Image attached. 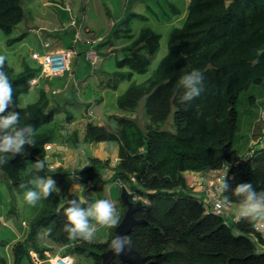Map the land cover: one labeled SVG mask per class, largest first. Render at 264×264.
Wrapping results in <instances>:
<instances>
[{
    "label": "trees",
    "instance_id": "1",
    "mask_svg": "<svg viewBox=\"0 0 264 264\" xmlns=\"http://www.w3.org/2000/svg\"><path fill=\"white\" fill-rule=\"evenodd\" d=\"M130 16L145 19L141 14ZM23 17L21 0H0V29L4 34L9 35ZM125 29L123 37L131 39L128 28ZM160 37L150 27H143L135 39L121 48V58L115 59V66L127 68V72L114 71L112 76L117 78L111 87L134 73L147 72L151 57L159 49ZM104 44L96 48L99 50ZM40 69L26 65L13 74L7 61L4 66L13 84V104L20 112V122L31 124L36 139L34 147L25 146L26 155H16L0 167V176L17 193H24L19 185L31 178L30 164L45 161V145L53 140L51 129L39 132L56 114L55 107L49 106L45 90L40 89L35 102L18 105L19 95L29 91L30 80ZM192 69L203 73L202 92L184 105L179 103L184 91L179 79ZM251 85L264 86V0H232L228 4L225 0H189L184 23L170 30L167 53L153 75L142 83H132L116 98V106L122 112H133L144 99L143 110L149 122L141 127L136 119L125 115H114V123L103 125L96 119H87L80 134L68 137L74 142L79 139L118 144L114 166L109 165V159L91 157L88 167L80 171L85 176L82 182L94 180L83 191V200L94 202L90 191L105 181L98 171L106 167L112 170L110 182L129 184L130 199L134 193L142 195L147 201L134 216L145 222L135 225L128 235L132 248L142 256H151V264H264V250H258V246H264V240L249 237L255 220L235 218L229 224L223 215L204 214L199 201L181 191L186 187L184 171L216 169L225 163L230 165L228 183L232 188L250 182L257 191L264 190V147L249 148L250 154L245 158L232 155L238 129V100ZM245 102L254 105V95H247ZM170 116L174 131L161 129L160 124ZM40 175L53 177L47 166ZM227 195L232 204H239L235 196ZM61 197L64 195L53 193L40 200L38 211L28 222L25 238L11 245L12 264H35L31 251L45 259L46 251L55 254L60 247L62 254L75 260L89 258L91 264H101V253L108 249L111 236L102 243L69 239L63 231L66 217ZM66 198L81 199L72 194ZM124 211L122 203L121 217ZM41 227L51 229L47 235L55 248L37 245ZM2 245L4 241L0 240ZM0 263L5 264L1 254ZM111 264L128 263L115 258Z\"/></svg>",
    "mask_w": 264,
    "mask_h": 264
},
{
    "label": "rangeland",
    "instance_id": "2",
    "mask_svg": "<svg viewBox=\"0 0 264 264\" xmlns=\"http://www.w3.org/2000/svg\"><path fill=\"white\" fill-rule=\"evenodd\" d=\"M115 1L116 0H110L111 3H109V0H21L24 11V17L22 21L13 28L9 35L4 34V32L0 29V54L6 56V61L12 67L13 74H17L22 71L24 66L27 64L37 67L40 64L35 59L31 58L32 51H36L39 55H41V44L44 40L54 44L57 40H60L59 38L57 39V37H55L56 33L62 34L67 30L70 31L68 28H63L61 32L59 30L52 31L53 28L58 29L59 27H64L72 17L80 21L81 18L77 19V14L79 9L82 7L84 11V18L82 20L83 27H89L96 36L102 35L107 29L105 20L107 22L109 21L108 18H105V15H109L107 14V11L112 13L116 19V17H120L122 10L125 8V1L121 0L122 3H120L119 8L114 10L112 6L115 4ZM174 2L181 11V8L186 6L185 11H187V2H185V0H176ZM66 5L70 8L69 11L64 9ZM146 6L147 3L143 5L141 10L136 8V6H129L124 18L119 21L118 28H128V34L130 33L134 36L135 33L138 34L140 28L150 27L154 31L158 32L161 36L159 41V49L151 57L146 73H134L131 78H125L115 83L116 86L114 88H118L119 85L121 86L120 94L123 93L132 83H142L153 75L160 60L167 53V38L171 28L182 26L185 20V17H183L181 21H178L176 25L172 26L165 24L163 19H161L160 22H157L154 17L150 18L147 24H141V20H134V17L132 16H129L128 18V12H141L142 14H150L151 17V13L149 10H147ZM154 9H156L154 11L156 14H158V16L164 15L163 11L159 7L155 6ZM164 11L168 13L169 8H165ZM170 24H173V20H171ZM67 37L68 38H65L64 40L66 42L68 40V42L60 44L59 46L65 50H75L76 53L70 58V68H72L74 71L77 69L75 73L76 80L77 78L80 79L84 76L86 77V75L88 76L87 78L93 77L89 75L92 74L93 71L95 73L99 72L97 68H99L100 62L97 68L93 70L89 65H87V62L83 57V53L79 49L80 43L74 42L72 37L70 38L69 35ZM108 39L110 41L114 40L113 36H109ZM104 43L105 44L103 46H105L107 42ZM82 45L84 47V52L86 46L84 44ZM101 48L102 46L99 48V50ZM52 49H54L53 46L49 47L47 50ZM120 53L121 52L116 51V53L113 55H105L106 58L104 59L103 65L106 64V61L109 58H113V60L116 58H121ZM76 54L77 59L75 65L74 63ZM115 67L114 71L127 72V68L119 69ZM104 68L106 69L104 66L101 67V69ZM113 73L114 72L112 71L109 79L107 80L110 82V85L114 84L115 79L117 78L112 76ZM75 74L73 75L71 71L65 72L61 76L42 74L39 76L40 83L38 85L31 86L27 93L21 94L18 97V105L20 107H24L26 104L35 102L37 100L41 88L44 90L48 89L49 93H51V88H63L66 91L62 95H56V103L52 100L53 104L50 106L55 107L56 110L53 121L42 125L39 129V132L51 129L53 131V142H57V139L61 133L68 135V137L72 133L80 134L83 129V123L85 122V119H91L90 117L86 116L85 112H83L82 107L80 106L82 92H79L80 86H75V84L78 82L75 80ZM98 92V90L95 91V93H97L96 95L99 94ZM251 94L254 95L255 104L247 105L245 102L246 96ZM48 96L54 97V94ZM115 101L116 99L113 101L115 109L111 111L112 113L120 112L122 113L121 115L133 117L141 127H143L146 122H149L148 117L143 110L144 99L139 101L137 108L133 112H122L118 110ZM85 109L86 107L84 108V111H86ZM237 110L238 129L235 134L236 137L233 141L232 155L235 158H245L250 154L248 150L249 148L254 150L258 147L264 146V144L259 141L260 132L264 130V120L259 118V112L264 110V86L251 85L246 91L242 92L238 100ZM114 115L117 116L116 114H108L107 117L110 123H114ZM68 116L71 118V120H68ZM160 128L168 131H174L172 116L168 117L164 123L160 124ZM254 143L258 145H255ZM108 178L103 179L106 182L104 181L102 184L98 183L95 190L90 191V196H92L94 201L97 199H110L115 204L117 211L121 213V185L115 181L110 182V179ZM122 184L127 189V191L130 190L129 184L127 182L123 181ZM71 194L75 195L76 191H72ZM39 207L40 201H38L35 206L28 205L24 201L23 193L11 191L8 188L7 181L2 176H0V240L4 241V245L0 246V254L4 257L5 264H12L11 245L15 241L25 238L28 232V222L36 214ZM238 209L239 204L231 205L227 208V210L232 213V216H224L229 224H231L233 219L236 218ZM47 230L48 229L46 227H41L38 230L36 243L40 247L55 248L56 244L48 237L47 234H45L47 233ZM113 230L114 229H109L106 227H98L97 232L91 241L97 243L105 242L111 236ZM31 255H35L34 251H31ZM24 262L27 264V261ZM74 264H91V260L89 258H79L75 260L74 258Z\"/></svg>",
    "mask_w": 264,
    "mask_h": 264
},
{
    "label": "clouds",
    "instance_id": "3",
    "mask_svg": "<svg viewBox=\"0 0 264 264\" xmlns=\"http://www.w3.org/2000/svg\"><path fill=\"white\" fill-rule=\"evenodd\" d=\"M5 62L6 56L0 54V167L7 165L9 159L16 155H26L25 146L34 147L36 145L35 130L31 124L22 125L20 112L15 110L13 84L4 70ZM257 62L255 61V63ZM39 66L41 67V65ZM31 80H34V77ZM31 80L30 85L33 86L34 82L31 84ZM203 80V73L199 69H192L183 74L179 79V86L184 91L179 96V103L187 105L200 96ZM10 108L13 110H9ZM86 116L88 115L86 114ZM90 118L94 119V117ZM30 165L31 178L27 183L19 185L21 189H24V201L30 206H35L42 198L48 199L53 193L59 195L60 189L56 186V181L51 176L40 175L46 167V162L41 159ZM229 168L230 165L225 163L218 183V191L223 196V202H229L230 198L227 194L231 193L239 202V209L236 214L237 221L246 219L264 222V190L257 191L250 182L239 183L232 188L228 183ZM77 171H73L69 177L73 181L72 187L80 191H87L86 187L79 183L80 177L77 175ZM116 183L120 184L119 182ZM128 193H130V190ZM61 198L60 205L66 217L63 231L68 234L69 239L91 241L98 227L116 229L122 223L121 213L117 211L115 204L110 199H97L94 202H88L83 199ZM50 232L51 229L47 230L45 234ZM107 243L109 251L115 255L123 254L126 250L132 248V239L129 235L122 236L112 233L111 239ZM62 251L63 247H60L55 254L46 251L47 257L45 259H40L35 252L34 254L40 261L44 262L49 256L65 255L62 254ZM72 258L74 260V257Z\"/></svg>",
    "mask_w": 264,
    "mask_h": 264
},
{
    "label": "crops",
    "instance_id": "4",
    "mask_svg": "<svg viewBox=\"0 0 264 264\" xmlns=\"http://www.w3.org/2000/svg\"><path fill=\"white\" fill-rule=\"evenodd\" d=\"M125 1V8L122 10V14L120 15V17H114V15L112 13H110L109 11H107V14L109 15H105V18H108V22L105 20L107 29L105 30L106 32L102 35H99L101 37H104L103 42H107L105 46H103L100 49L101 52V60H100V66L99 68H97V70L99 71L98 73H95L94 71L92 72V74H90L89 76H93L91 78H87L88 76L86 75V77H82V78H77L76 80V70L75 71L70 68L69 71H71L73 73V75L75 74V80L78 81L75 86H80V91L82 92V98H81V107L83 112L84 108L89 106L92 103V109H93V115H94V119H96L98 121V124H112L113 122H109L108 121V114H116V115H121L122 113H112L111 111H113V109H115L114 105H113V101L114 99L117 98L118 94L120 95V89L121 86L119 85L118 88H114L111 87L110 82L107 81L109 79V76L111 74V72H114V67H115V60H113V58H109L106 61V64L103 65L104 63V59L106 58L105 55L107 54H115L116 51L117 52H121V48L126 45L127 43H130L133 39H135L139 34H136L133 36L131 39L128 38H124L123 36L126 35L125 33V28H118V23L120 20H122L127 12V9L129 8V6L133 5L136 6V8L140 9L143 7V5H145L147 3V10L150 11L151 13V17L150 14H142L141 12H128V16H130V14H141L145 16V19L142 20L140 18H136L134 17V20H141L140 23H144L147 24L149 22L150 18H155V20L157 22H160L161 19H163L165 21V24L168 25H176L178 23V21H181L183 19V17L186 18L187 16V11H185V7L181 8L182 11L180 10V8L176 5V3L174 1L176 0H124ZM189 0H185V2H187L188 4ZM230 1L232 0H225L226 4H228ZM109 3L110 0H109ZM120 3H122L121 0H116L115 4L112 6V8L114 10H117L119 8ZM159 7L162 11H163V16H158V14L155 13L154 7ZM165 8H169V12L167 13L166 11H164ZM158 10V9H157ZM175 10L179 11V14H174ZM81 18L80 21L83 20L84 18V11L83 8L81 7L79 9V12L77 14V19ZM119 19V20H118ZM167 19V20H165ZM171 20H173V24L171 23ZM78 21V20H77ZM116 21V22H115ZM87 27V26H86ZM89 34L91 36H96L94 34V32H92V30L87 27ZM139 29V27H138ZM142 28H140L141 30ZM172 29V28H171ZM73 30L74 28H71L70 31H65L62 34H58L56 33L57 39L59 38L60 40L56 41L54 44L50 43V47L53 46L54 49H52V51H62L65 50L64 48H62L61 46H59L60 44L63 43H67L64 40L65 38H68L67 36L69 35L70 38L72 37L73 39ZM118 31V32H116ZM116 32V34L114 33ZM86 35V36H89ZM50 35V34H49ZM109 36H113V41H110L108 39ZM69 38V40H70ZM63 39V40H61ZM47 41V40H45ZM65 41V42H64ZM42 46V44H41ZM74 46V45H72ZM83 45L80 43L79 45V49L80 51L83 53ZM41 53H44V50L42 48ZM78 54V51H77ZM77 54L75 55V65H76V59H77ZM121 54V53H120ZM83 57H84V53H83ZM32 58V57H31ZM34 59V58H32ZM85 59V58H84ZM37 61V60H36ZM38 62V61H37ZM39 63V62H38ZM29 65V64H27ZM31 66V65H29ZM104 66L106 67V69H101V67ZM33 67V66H31ZM38 67V66H37ZM116 68V67H115ZM72 69V70H71ZM94 70V69H93ZM90 72V73H91ZM42 75L41 72H39V74H37L36 76H34V85H38L40 83V79L39 76ZM101 83V84H100ZM98 90L99 94L96 95L97 93H95V91ZM45 91L47 92L48 95H52L54 94V97H50L48 96V100H49V106L52 103V100L56 103V95H62L63 93H65L66 91L62 88H51V93H49L48 89H45ZM52 91H54V93H52ZM60 98V97H58ZM62 98V97H61ZM116 103V101H115ZM89 119V118H88ZM86 120V119H85ZM263 131V130H262ZM262 131L260 132V142L264 144V135L262 134ZM72 137V136H71ZM79 138V137H77ZM257 142V141H256ZM52 145V148L50 150L46 151L45 154V162H46V166L48 167V169L50 170L51 173H53V179L56 181V186L60 189V193L62 195H64V197H66L67 195L71 194L72 191H76V196H78L79 198H83V191H80L79 189H76L73 186V181L69 179V177L71 176L73 171H77V175L80 177L79 183L83 184L86 188L91 187L94 184V180H88L87 182H82V179L85 178L84 175L80 174V171L85 169L86 167H88L89 165V159L91 157H96L100 160H105V159H109L110 160V166H114L117 163L118 160V156H117V151H118V144L115 141H104V142H83L81 140H77L76 142H74L72 139L68 138V135L62 134L59 136V138L57 139V142H50ZM255 145H258L256 143H254ZM264 147V146H262ZM259 148V147H258ZM257 149V148H256ZM81 167H83L82 169H80ZM80 169V170H79ZM112 174V170L110 169V167H106L104 169H100L98 171V175L100 178L104 179V178H108L109 175L111 176ZM73 189V190H72ZM236 205V204H234ZM230 216L231 212H230Z\"/></svg>",
    "mask_w": 264,
    "mask_h": 264
},
{
    "label": "built area",
    "instance_id": "5",
    "mask_svg": "<svg viewBox=\"0 0 264 264\" xmlns=\"http://www.w3.org/2000/svg\"><path fill=\"white\" fill-rule=\"evenodd\" d=\"M65 10L69 11L70 8L66 5ZM66 28L73 30V41L84 44V58L87 64L92 68H97L101 60V52L96 47L103 42L101 36H91L87 27H83L82 21H77L73 17L65 24L64 27L53 28L52 31L59 30L60 32ZM89 36H86L88 35ZM50 47L48 41L42 42L44 53L39 55L36 51H32L31 57L39 62L41 65V73L45 75H58L61 76L64 72L70 70V58L76 52L74 49L52 51L47 50ZM35 80H31L33 84ZM54 92V91H52ZM86 114L94 117L92 103L86 107ZM259 118L264 120V110L259 112ZM51 144L45 145V150H50ZM224 164L219 168H209L201 172L185 171L182 173L185 186L183 193L186 195L194 196L202 205L204 214L210 215H230L227 208L233 205L230 201L223 202L222 194L218 191V183L223 173ZM178 190V189H176ZM133 202L140 201L146 202L142 195L134 193L131 199ZM232 215V213H231ZM253 232L250 234L252 240H264V222L254 221L252 224ZM258 250H264V246L258 247ZM32 261L35 264H73L74 260L68 255H55L49 256L44 262L40 261L36 255H31Z\"/></svg>",
    "mask_w": 264,
    "mask_h": 264
},
{
    "label": "water",
    "instance_id": "6",
    "mask_svg": "<svg viewBox=\"0 0 264 264\" xmlns=\"http://www.w3.org/2000/svg\"><path fill=\"white\" fill-rule=\"evenodd\" d=\"M120 199L125 206V211L122 217V223L116 229L113 230L114 235H128L135 225L144 223L142 218H136L134 214L143 208V204L140 201L132 202L129 199V193L127 189L122 186L120 191ZM115 258L120 259L124 263L128 264H151V256H142L134 248L126 250L123 254L115 255L109 249H106L101 253V264H111Z\"/></svg>",
    "mask_w": 264,
    "mask_h": 264
}]
</instances>
